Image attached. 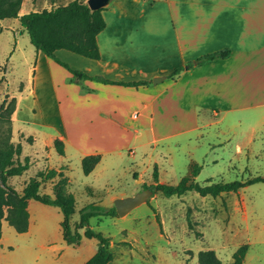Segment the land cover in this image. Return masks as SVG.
Segmentation results:
<instances>
[{
	"label": "rangeland",
	"instance_id": "rangeland-1",
	"mask_svg": "<svg viewBox=\"0 0 264 264\" xmlns=\"http://www.w3.org/2000/svg\"><path fill=\"white\" fill-rule=\"evenodd\" d=\"M71 1L23 0L19 16ZM79 1L86 4L87 0ZM20 29L17 19L0 20V106L12 99L10 95L16 99L10 142L21 145L19 160L27 158L30 168L21 176L7 178L4 185L20 194L38 171L65 166L67 185L61 196L73 201L69 226L77 231L80 242L68 245L63 240V215L58 208L29 200L26 232L17 233L6 221L1 222L0 264H85L95 254L97 240L85 238L84 229L76 228L80 210L94 203L110 208L115 199L140 192L141 184L135 183L133 172L144 170L145 184L152 183L151 160H157L159 182L172 186L190 174L191 163L200 167L194 180L202 187L264 177V109L241 111L230 123L224 119L199 131L145 145L135 150L134 158L127 152L122 158L104 156L91 174L84 175L72 145H65L63 156L56 152L53 141L50 151L46 150L60 127L57 112L54 104H41L23 87L34 48ZM5 125L0 127V135L5 133ZM172 130L166 128L165 132ZM146 140L144 137L143 142ZM86 187H92L93 195ZM39 194L52 196L50 184H41ZM88 227L109 239L112 259L108 264H197V253L203 250H213L221 264H233V255L242 246L247 247L242 264H264V182L214 198L195 192L164 197L156 192L124 216L90 218Z\"/></svg>",
	"mask_w": 264,
	"mask_h": 264
},
{
	"label": "crops",
	"instance_id": "crops-1",
	"mask_svg": "<svg viewBox=\"0 0 264 264\" xmlns=\"http://www.w3.org/2000/svg\"><path fill=\"white\" fill-rule=\"evenodd\" d=\"M101 14L105 28L96 38L98 60L65 50L55 51V57L89 78L147 84L129 87L80 79L34 49L23 87L41 104H54L60 126L47 151L51 141H60L62 149L70 144L79 162L100 156L96 168L104 156L122 158L127 152L134 158L135 150L145 145L224 119L230 123L241 111L264 109V0H110ZM220 50L229 55L195 64ZM187 64L192 67L169 77ZM16 104L15 99L11 127ZM166 128L173 130L167 133ZM151 161L158 170L157 160ZM65 168L53 170L64 178ZM143 173L133 172L136 184L148 180ZM58 180L46 182L52 188Z\"/></svg>",
	"mask_w": 264,
	"mask_h": 264
},
{
	"label": "trees",
	"instance_id": "trees-1",
	"mask_svg": "<svg viewBox=\"0 0 264 264\" xmlns=\"http://www.w3.org/2000/svg\"><path fill=\"white\" fill-rule=\"evenodd\" d=\"M23 0H0V20L17 19L24 33L29 38L30 44L37 52L43 53L46 57L54 60L57 64L66 68L73 76L80 79L99 80L105 84H119L123 86L137 87L146 85V81L133 83H115L100 78H89L86 75L71 70L66 64L59 61L54 53L57 50H65L73 54L82 56L90 60L99 59V50L96 42L97 35L105 28L102 17L104 8L91 11L87 5L79 0H73L66 5L56 6L49 10L31 11L19 16ZM229 55L227 50L216 51L198 58L196 65L203 64L213 59H224ZM192 64L174 69L169 75L176 78L183 70L189 69ZM15 109V99L12 98L7 104L0 106V127L5 125V133L0 135V237L1 222L4 220L17 233H24L28 228L27 203L29 200L37 201L43 205L58 208L63 215L61 222L62 237L68 245H78L80 236L76 230L72 231L69 226V217L74 213V204L69 197L61 194L65 190L67 181L61 172L53 169L45 172H37L23 186L18 194L11 188L5 187L7 178L21 176L25 173L30 163L27 158L21 162V145L10 142L11 115ZM27 141L31 143V138ZM53 146L59 155H63L62 143L58 140L53 142ZM100 156H86L81 159L80 166L82 173L88 175L99 163ZM200 167L190 166V174L181 178L177 185L161 184L157 179L156 167L153 169V183L142 184L141 189H149L154 195L160 192L164 197L183 196L188 192H195L201 197H217L222 193H236L239 189L256 182H264V177H256L244 183L239 181L229 183H212L207 186H199L194 178L197 176ZM59 177L56 184L52 186V196L39 194V187L48 180ZM93 195L92 190L87 189ZM114 207L106 208L99 204H90L82 208L79 212V223L76 228L84 229V237L97 240L95 254L86 261L85 264H108L112 255L109 249V239L103 237L101 233H96L88 227L89 219L101 216H116ZM190 210L186 213V222L190 227ZM247 251L246 246L236 250L233 255V264H242V260ZM197 264H221L213 250H203L197 253Z\"/></svg>",
	"mask_w": 264,
	"mask_h": 264
},
{
	"label": "water",
	"instance_id": "water-1",
	"mask_svg": "<svg viewBox=\"0 0 264 264\" xmlns=\"http://www.w3.org/2000/svg\"><path fill=\"white\" fill-rule=\"evenodd\" d=\"M109 2L110 0H87L86 5L91 11H95L104 8ZM157 80L158 79H153V83H156ZM151 195L152 192L149 189H144L133 196L115 199L113 207L118 216H124L135 207L145 203Z\"/></svg>",
	"mask_w": 264,
	"mask_h": 264
}]
</instances>
